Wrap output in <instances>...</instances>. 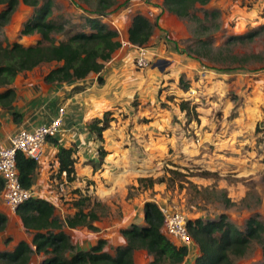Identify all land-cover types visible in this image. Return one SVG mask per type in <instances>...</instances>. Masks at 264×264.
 <instances>
[{
	"label": "rangeland",
	"instance_id": "1",
	"mask_svg": "<svg viewBox=\"0 0 264 264\" xmlns=\"http://www.w3.org/2000/svg\"><path fill=\"white\" fill-rule=\"evenodd\" d=\"M133 1L113 0L115 11L120 15L100 16L118 31L121 45L126 39L123 34H126L131 13L125 9ZM146 1L160 5L159 0H143L145 4L140 10L153 22L159 20L161 9L155 10ZM86 5L93 9L95 1ZM60 6H64L68 14L66 17L60 14L66 20V27L71 28L70 31L79 29L80 14L74 12L73 6L69 10L65 1L60 2ZM122 6L125 11L119 10ZM212 11H218L217 18L210 15ZM194 13L198 18L193 20L168 12L165 26L159 29L157 22L153 37L142 46L149 51L146 53L149 64L144 70L135 65L134 44L122 52L127 54L128 65L120 74L123 80L119 88L128 98V104L123 103L119 112L110 111L111 130L107 135L109 143L110 138L123 136L127 142L122 147L124 151L130 146L125 156L131 160L122 161L135 173V183L129 184L114 201L117 207L113 218L118 220V227H114L120 230L137 220L146 201L175 210L187 220L201 218L206 223L217 222L224 214L242 231L254 216L264 224V4L210 0L206 5H198ZM254 30L258 34L253 40L232 39ZM199 34L211 41V49H203V55L192 49ZM13 37L0 28L4 42H13ZM233 55L240 60H235ZM163 59L169 64L160 63L164 65L161 70L155 64ZM60 64L57 61L40 64L18 74L12 84L22 94L34 87L39 89L42 75ZM150 69L152 72L148 71ZM102 86L110 92L108 86ZM80 87L83 85L74 90ZM4 88L0 87V91ZM182 100H187L191 109H195L192 116L181 110ZM14 133L8 134L7 144ZM147 138L152 143L145 144ZM88 148L84 150L85 155ZM109 149L119 153L120 146L111 144ZM88 181L83 188L86 194H81L89 199L87 206L93 204L94 195ZM74 191L76 188H68L63 197ZM120 199L132 205L129 211L122 209ZM95 209L105 213V209ZM106 210L108 215L109 210ZM108 220L106 218V227ZM78 231L70 232L69 236L73 234L80 241L83 234ZM193 243L196 242L193 240L188 245L187 261L182 264H194L200 254L198 244ZM150 256L144 251L137 252L135 264H149ZM237 264H264L260 246L256 245L249 256L239 259Z\"/></svg>",
	"mask_w": 264,
	"mask_h": 264
},
{
	"label": "trees",
	"instance_id": "2",
	"mask_svg": "<svg viewBox=\"0 0 264 264\" xmlns=\"http://www.w3.org/2000/svg\"><path fill=\"white\" fill-rule=\"evenodd\" d=\"M23 1L38 10L34 17L25 23L22 34L39 33L41 38L30 46L17 41L4 42L0 38V87H5L0 91V106L6 109L11 108L15 101L16 91L10 85L21 72L32 70L41 63L57 61L61 64L52 68L44 77L47 83L84 79L90 73L101 72L106 62L121 47L118 31L97 17L107 15L106 10L111 7L113 0H71L76 4L84 2L88 5L95 1V7L88 12L96 13L85 15L80 28L71 31V28L66 27L64 18L56 19L52 15L51 0H45L42 4L40 0ZM209 1L163 0V7L179 17L194 20L198 18L194 13L197 6L206 5ZM18 3L19 0H0V4L6 5V9L0 12V28L10 22ZM210 15L217 18L218 11H212ZM156 26L157 21L153 22L143 14H136L128 29L129 41L137 46L147 45ZM256 34L258 32L254 30L236 35L232 39L253 40ZM56 35L66 38L59 40ZM210 45L211 41L199 34L192 49L198 55H203V49H211ZM233 58L240 60L236 55H233ZM99 81L101 83L103 80L99 77ZM179 105L187 115L192 116V112H195L187 100H182ZM109 115L108 111L102 118H96L88 125L100 140H103V132L109 127ZM13 117L15 122L20 121L19 113L14 112ZM49 139L58 148L59 172L65 171L67 179L73 180L76 174V160L73 156L76 148L62 145L54 137ZM105 154L104 148L100 147V160ZM16 162L22 185L30 188L37 162L22 152L17 153ZM2 189L3 182L0 179V192ZM80 200L77 204H82ZM15 211L26 230L33 232L32 243L21 240L14 250H1L0 264H29L33 254L40 253L46 255L42 264H135L133 254L137 249H145L153 256L149 264H182L189 253L187 246L176 244L165 233L164 215L155 201L145 202L146 225L133 223L120 230L126 244L117 246L114 253L104 250L107 243L105 239H99L87 250L78 249L64 230L65 226L80 225L98 230L92 223L97 216L91 210L87 212L79 208L73 216L61 219L55 214V206L49 200L31 197ZM6 223L7 217L0 213V232L6 228ZM187 229L200 251L194 264H237L239 259L249 256L256 245L262 249L264 259V224L256 216L247 221L243 231L224 214L217 222L206 223L201 218L189 219ZM8 243L9 239L6 240V244Z\"/></svg>",
	"mask_w": 264,
	"mask_h": 264
},
{
	"label": "crops",
	"instance_id": "3",
	"mask_svg": "<svg viewBox=\"0 0 264 264\" xmlns=\"http://www.w3.org/2000/svg\"><path fill=\"white\" fill-rule=\"evenodd\" d=\"M44 1L45 0H40V3L42 4ZM51 1L52 15L56 19L64 18L60 14H64L65 17L68 16V14H65L64 12V6H60V2L62 1L67 2L69 10H72L73 6L74 12L80 14L81 19H83L85 15H96V13L88 12V10L91 8L88 7L84 2H80L81 4H76L71 0ZM158 2L160 5L147 3L149 5L151 4L155 10L158 11L161 9V13L163 12L162 14H159L160 17L158 18L159 20H157L159 29L165 26L164 19L167 17V13L169 11H163V0H159ZM131 4V6H128L125 9L130 10L131 12L128 19L129 24L126 34H123L126 38H128V29L132 24L133 17L136 14H143L140 10L145 3H143V0H135L131 2ZM123 7L124 6L120 7L119 10L123 11ZM4 9H6V5L0 4V12ZM37 10L38 9H36V7L26 4L23 0H19L16 10L12 14L10 22L1 28H4L6 34L9 37H12V35L14 37H18H13L11 39L13 42L17 41L24 44L25 46L34 45L41 38L40 34H22V29L24 28L25 23L34 17ZM106 11L107 15L104 17H118L120 15L117 11H115L114 4L107 8ZM143 15L148 17L146 13ZM97 17L101 18L100 16ZM102 20L105 22L104 19ZM88 29L89 28H87V30ZM125 49L126 47L121 46L114 53L112 58L107 61L101 72L90 73L84 79L72 80L70 82L47 83L45 82L44 77L50 71L48 70L44 75H42L41 88L39 89L38 87H34L31 89V91L28 90L27 93L22 94L19 93V89L12 84L10 87L14 88L16 91V98L12 104V107L6 109L0 106V148L9 144H7L8 134L12 133L13 131H17L20 128L33 129L37 125L48 122L53 117L58 115L60 108L64 109L60 132L54 138H56L62 145L66 147L74 146L77 149L73 155L76 160L75 178L73 180H68L64 171L62 173L59 172V162L57 159L58 148L50 139H48L45 145V154L42 160L37 162L36 170L32 175V185L30 189L33 191V197L49 200L55 206V214L61 219H65L68 216H73L79 210V208H83L87 212L89 210L94 212V214L97 216V219L92 223L98 227V230L89 229L84 225L76 227H64V230L68 234L70 232L73 233L77 232L79 229H82V231H78L83 234V237L79 238L80 241L76 240L73 234L70 237L72 239L71 242L76 245L78 249L82 250L89 249L95 245L97 242L96 240L99 239H105L107 241L104 250L110 253H114V248L117 246L126 244V239L120 232V228H117L118 220L113 218V215L115 214V207H117V205H114L116 196L118 197L119 193L125 192L129 184L135 183V173L130 172L129 168L131 167H126L125 163L122 161L123 159L126 160L131 158L125 156L126 150L130 149V146H127L125 151L123 150L122 147L127 143L124 141L123 136H114V138H110L111 142L109 143V135H107V133L110 132L109 130H111V126H109L103 133L104 141L97 138L88 127L93 118L95 119L97 117H102L106 111L110 112L113 110H118L117 112H119L122 110L119 109V107H122L123 103L126 105L128 104V98L125 97L124 93L119 88V85L123 80V77L120 76V74L124 72V69L128 65V57L126 56L127 54L122 53ZM148 52L149 51L146 50V53ZM146 56H148V54H146ZM163 60L168 62L167 59ZM29 71L31 70L23 71L21 73ZM148 71L152 72V69ZM99 77L103 80L101 84L108 86L110 88V92H106L104 90L103 87L105 86H102L99 83ZM90 80L91 84L88 85ZM78 85H83V87H80L78 90H74V88ZM97 87L100 88L97 89ZM14 112L20 114L19 122L14 121ZM144 142L145 144L152 143L149 138L144 140ZM111 144H117L120 146L119 153L109 149ZM100 145H102L106 151V154L101 160L98 155ZM87 146L90 147V149L88 148V151L85 155L84 150ZM107 150L110 152H107ZM89 153L92 154L88 155ZM94 162L96 163L95 166L93 165ZM86 180H89L88 182L91 183L90 187L92 188V192L94 194L91 198L93 204L89 206H87L89 199L86 198V200H83L85 197L81 195L82 193L86 194L85 190L83 189L84 182ZM71 187L76 188V191L63 197L67 189H70ZM80 199L82 200V202H80L82 204H77ZM118 201L122 202V209L124 211H129L130 207L132 206L129 204V202H125L121 199ZM95 207L105 209V213L103 214V212L98 210L96 211ZM106 208L109 210L108 215H106ZM0 213L7 217L6 228L0 232V251L14 250L17 243L21 240H25L30 244L32 243L33 232L27 231L16 211L10 209L4 203L1 192ZM106 218L110 219L107 221L109 222L107 227L105 225ZM133 223L142 226L146 225L145 213L143 210L136 221H131V224ZM85 233L88 235H85ZM7 239H9L8 244H6ZM84 244L87 246H83ZM139 251H144L147 256H150L145 249H137L133 254L134 260L135 254ZM187 257L183 263L187 261ZM45 258L46 255H43V253L33 254L29 264H33L35 261V264H41ZM152 258L153 257H151V260Z\"/></svg>",
	"mask_w": 264,
	"mask_h": 264
},
{
	"label": "built area",
	"instance_id": "4",
	"mask_svg": "<svg viewBox=\"0 0 264 264\" xmlns=\"http://www.w3.org/2000/svg\"><path fill=\"white\" fill-rule=\"evenodd\" d=\"M264 4V0H247ZM131 45V42L124 41L122 47ZM136 50L135 65L143 69L149 64L146 56V48L134 45ZM63 108L59 109V114L50 121L42 123L33 129L20 128L10 137L9 144L0 148V179L3 182L1 195L4 203L12 210L33 197V191L22 185L20 172L17 167L16 157L18 152L36 162L42 160L45 154V145L50 137H56L62 126ZM66 174V172L64 171ZM164 215L165 233L179 245L188 246L192 237L187 229V219L175 211L160 208Z\"/></svg>",
	"mask_w": 264,
	"mask_h": 264
},
{
	"label": "water",
	"instance_id": "5",
	"mask_svg": "<svg viewBox=\"0 0 264 264\" xmlns=\"http://www.w3.org/2000/svg\"><path fill=\"white\" fill-rule=\"evenodd\" d=\"M129 39L128 38H126L125 39V41H128ZM164 62V65H167L168 64V62L167 61H165V60H160L157 64H155L156 66H158L161 70L164 68V65L163 66H161L160 65V63H163Z\"/></svg>",
	"mask_w": 264,
	"mask_h": 264
}]
</instances>
